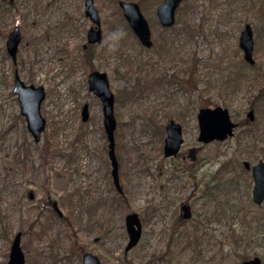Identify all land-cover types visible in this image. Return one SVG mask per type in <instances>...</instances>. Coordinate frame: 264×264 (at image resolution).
Segmentation results:
<instances>
[{
    "label": "rangeland",
    "instance_id": "1",
    "mask_svg": "<svg viewBox=\"0 0 264 264\" xmlns=\"http://www.w3.org/2000/svg\"><path fill=\"white\" fill-rule=\"evenodd\" d=\"M83 1H0V264H7L17 231L25 264H82L85 252L101 264H240L253 256L264 264V200L253 202L252 174L243 163L264 160V88L245 84L232 93L228 83L239 70L251 71L237 46L245 24L264 69V0H181L167 31L155 16L162 0H134L151 29L154 44L147 50L124 19L114 28L124 27L120 41L128 48L109 49L104 19L113 12L117 18L113 0H94L104 44L83 49L91 26ZM14 26L22 34L18 74L45 89L39 142L5 83L13 67L4 43ZM95 70L107 73L114 94L122 196L110 175L102 105L87 85ZM215 106L237 123L234 135L199 143L197 110ZM171 118L182 126L183 145L167 158L162 142ZM194 147L191 161L187 152ZM181 204L191 208L186 220ZM124 207L142 221L139 243L126 253Z\"/></svg>",
    "mask_w": 264,
    "mask_h": 264
},
{
    "label": "water",
    "instance_id": "2",
    "mask_svg": "<svg viewBox=\"0 0 264 264\" xmlns=\"http://www.w3.org/2000/svg\"><path fill=\"white\" fill-rule=\"evenodd\" d=\"M10 2L12 0H9ZM181 0H163L156 9V18L162 28H167L175 23V11ZM119 8L122 10L123 18L126 19L130 29H132L135 37L140 41L141 45L145 48L152 45L150 39L151 31L147 19H145L141 13L137 3L132 2H119ZM85 16L92 22L91 26L87 30L86 42L89 44L101 43V31L100 20L98 17V11L94 8L93 0H85L84 3ZM238 46L242 51V56L248 64L254 63L253 52V35L249 24H245L242 31L239 33ZM21 39L19 27H14L9 33L5 42L6 53L11 56L12 61L16 60V52L18 44ZM13 81V93L17 95L19 102L20 114L26 119V129L32 136L35 142L39 141L40 134L44 130L45 119L40 114V104L45 98L44 87L25 85L24 82L18 77L17 73H14ZM87 85L89 91L94 95H97L102 105L103 126L105 135L108 141V158L111 162V175L114 185L118 191L119 188L118 168L117 160L114 154V137L113 133L116 128L115 116L113 115V101L114 95L111 93L109 84L107 81L106 73L98 71L91 72L88 75ZM88 109L86 104L81 110L82 121L88 119ZM249 120L253 118V111L247 113ZM198 122V137L197 140L202 143H207L217 140H224L227 136L233 135V128L236 124L230 121L228 110L222 109L217 106L213 109L203 108L198 111L196 116ZM165 138L163 140V156L171 157L175 155L182 145L181 125L171 120L166 123ZM188 155L191 160L196 157L195 148H191L188 151ZM253 173V200L256 204H260L264 199V161L259 160L257 164L252 166ZM53 208L57 214H60L56 203L53 204ZM183 214L182 217L190 216V208L187 205L181 206ZM126 232H128L127 245L124 251L131 249L137 244V241L141 235V223L138 219V215L133 212L128 214L124 218ZM20 232H17L10 245V251L8 254V264H24L25 258L23 256L22 249L20 247ZM82 264H100L98 258L95 255L89 253L83 254ZM241 264H261L260 260L256 257L252 260L241 262Z\"/></svg>",
    "mask_w": 264,
    "mask_h": 264
},
{
    "label": "trees",
    "instance_id": "3",
    "mask_svg": "<svg viewBox=\"0 0 264 264\" xmlns=\"http://www.w3.org/2000/svg\"><path fill=\"white\" fill-rule=\"evenodd\" d=\"M132 1H134V0H132ZM138 1H139L140 4H145V2L148 1V0H138ZM116 2H117V0H113L111 5H112V9L113 10L116 9L117 12H118L117 13V18L115 17V14L113 12V14L107 16L104 19L106 21V23H107V31L105 33V35H106L105 39L108 41V43H109V40H108L109 33L114 29V26H115L116 22L118 20L123 21V19L121 18V15L119 13V9L116 6ZM242 3H243L242 5H246V1L243 0ZM13 7H14L13 5L12 6H7L8 9L13 8ZM191 31H192V28L189 26V23L186 24L184 32L187 35H189L191 33ZM118 45H120V47L122 49L123 48H128V47H126V44H123L121 41H119ZM254 45H255V47H254V55H255V59L256 60L258 59V61H255L254 65L250 66L251 71H246V69H244V71L243 70H239L237 73H235L233 75V77H232L233 79L228 82V83H230V89H231L232 93L236 90V88H238L239 86L240 87L244 86L245 84L246 85H251V86H254V87L256 86V88H258V90L264 88V74H263L264 73V69H263L262 62H261L262 61V57H259V56L256 55V52L258 51L259 47H258V45H256V42H254ZM112 50H114V49H112ZM128 58H129V56H128ZM129 59L131 60V58H129ZM135 59H137V58H135ZM139 64H140V62H137L138 66H140ZM5 83H6L7 87L9 88L10 87V83H11V78L8 77V79L5 81ZM134 95H135V91L134 90H130L127 97H133ZM160 135H161L160 140H162V137H163L162 133H160ZM120 168H121V166H120ZM120 178L122 179L124 185H126L125 173H124L123 168L120 169ZM124 189H125V193H127V189L126 188H124ZM124 208H125V210H124L125 212H130L129 211L130 209H128L127 207H124Z\"/></svg>",
    "mask_w": 264,
    "mask_h": 264
},
{
    "label": "clouds",
    "instance_id": "4",
    "mask_svg": "<svg viewBox=\"0 0 264 264\" xmlns=\"http://www.w3.org/2000/svg\"><path fill=\"white\" fill-rule=\"evenodd\" d=\"M125 34H126V30L124 29L123 26H118V27L114 28L109 33V37H108V40H109L108 47H109V49H115L118 46L121 37H123Z\"/></svg>",
    "mask_w": 264,
    "mask_h": 264
},
{
    "label": "flooded vegetation",
    "instance_id": "5",
    "mask_svg": "<svg viewBox=\"0 0 264 264\" xmlns=\"http://www.w3.org/2000/svg\"><path fill=\"white\" fill-rule=\"evenodd\" d=\"M0 1H1V0H0ZM90 27H91V26H89L88 29H89ZM88 29H87V30H88ZM127 29H128V28H127ZM169 29H171V26H170V27H167V28H162L163 31H167V30H169ZM87 30H86V31H87ZM128 30L130 31V29H128ZM184 30H185V28H184ZM130 33H131V31H130ZM86 34H87V32H86ZM85 38H86V37H85ZM102 41H103V40H102ZM85 42H86V40H85ZM96 44H102V43H93V44H89V43L86 42V43L83 44L82 48L85 49L86 47H89V49H91L92 47L94 48V47H95L94 45H96ZM103 44H104V41H103ZM14 65L16 66L14 72L16 71V72L18 73V67H17L16 63H15ZM13 75H14V74H12V80H14ZM17 75H18V77H20L19 74H17ZM20 79L23 81V79H22L21 77H20ZM23 82H24V81H23ZM24 83H25V82H24ZM25 84H26V83H25ZM26 85H27V84H26ZM246 167H247V165H246ZM251 195H252V197H253L252 192H251Z\"/></svg>",
    "mask_w": 264,
    "mask_h": 264
}]
</instances>
